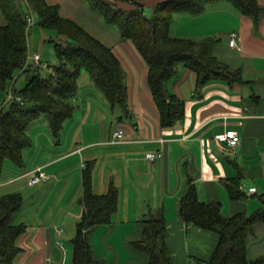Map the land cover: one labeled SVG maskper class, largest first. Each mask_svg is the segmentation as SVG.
<instances>
[{
  "label": "crops",
  "instance_id": "1",
  "mask_svg": "<svg viewBox=\"0 0 264 264\" xmlns=\"http://www.w3.org/2000/svg\"><path fill=\"white\" fill-rule=\"evenodd\" d=\"M47 1L59 4L63 16L113 49L125 71L129 113L123 115L118 106H111L84 69L72 99L73 115L65 121L59 138L53 136L46 120L40 118L29 126L31 145L23 152L25 166L11 162L6 168L5 164L0 176V197L9 192L23 196L14 218L16 224L26 225L19 239L23 252L16 263L72 264L71 240L85 212L83 172L88 165L94 193L108 192L111 184L118 189L112 222L89 231L100 264L148 263L147 255L133 242L142 236V220L151 211L163 212L171 264L209 261L220 235L184 220L181 201L190 184L201 201L218 202L225 218L241 212L250 215L264 204V16L255 26L251 17L228 0L209 1L199 14H174L171 35L219 38L213 54L239 69L245 81L229 85L215 80L199 88L196 73L181 66L168 88L185 101V114L165 127L148 84V65L133 42L122 39L119 30L85 0ZM156 1H146L145 7L154 8ZM258 2L264 5V0ZM233 32L238 34L234 46L229 43ZM119 128L125 132L121 141L113 139ZM231 129L240 135L235 147L217 138ZM149 152L159 155L151 161ZM39 168L48 177L31 183L30 172ZM235 177L244 193L238 198L231 196L228 186ZM252 187L254 192H250ZM262 254L264 222L255 226L247 241L250 258Z\"/></svg>",
  "mask_w": 264,
  "mask_h": 264
},
{
  "label": "trees",
  "instance_id": "2",
  "mask_svg": "<svg viewBox=\"0 0 264 264\" xmlns=\"http://www.w3.org/2000/svg\"><path fill=\"white\" fill-rule=\"evenodd\" d=\"M110 25L115 26L122 39L130 40L148 65V84L160 111L162 126H171L184 117L185 101L170 92L168 83L179 73L181 66L196 73L197 87L221 80L229 85L243 83L239 69L220 61L212 52L217 37L194 40L170 34L169 27L177 12L199 14L213 0H158L154 12L148 16V0H85ZM258 26L264 16V5L258 0H228ZM32 10L38 25L56 31L62 40L55 42L58 64L48 75L42 73V64L28 62L34 51L29 44L30 30L27 13ZM0 91L14 89V98L3 103L0 97V176L7 161L25 166L23 152L31 145L29 126L44 116L55 138H59L65 121L73 115L72 99L78 89L82 70H87L96 86L104 93L111 106H118L123 115L129 113L125 71L113 49L95 37L75 20L60 12V5L47 0H0ZM25 75L27 83L17 89L11 83L15 74ZM20 75V76H21ZM229 186L232 197L244 195L239 189V178ZM85 212L72 238V264H100L92 250L90 229L112 222L117 210L118 189L111 184L108 192L96 194L92 188V167L83 172ZM23 205L20 192L5 193L0 197V264H17L23 252L20 237L25 224H16L14 218ZM218 202H203L196 187H190L181 201L185 221L219 233V243L209 261L195 264H264V254L255 258L247 255V241L255 226L264 222V204L254 213L244 212L225 218ZM142 236L134 247L147 255V264H171V253L165 243L166 225L162 211L150 212L143 220Z\"/></svg>",
  "mask_w": 264,
  "mask_h": 264
},
{
  "label": "rangeland",
  "instance_id": "3",
  "mask_svg": "<svg viewBox=\"0 0 264 264\" xmlns=\"http://www.w3.org/2000/svg\"><path fill=\"white\" fill-rule=\"evenodd\" d=\"M145 12L148 16H151L154 12V8L146 7ZM34 17H35V25L30 30L29 44H30V48L32 51H39V53L41 54V57H42L41 64L43 66L42 73L44 75H48L50 72H52L51 68H53V66L58 64V59L55 53L54 44L55 42L60 41V39L62 40L63 37H59L56 31L53 29L41 28V26L38 25V17L36 13ZM0 21L3 22L1 15H0ZM18 73L19 72H17L15 76ZM26 83H27V78L23 74L18 79L17 83L15 84V87L17 89H22L26 85ZM10 86H9V89H10ZM3 96H4V92L0 91V97L2 98ZM41 119L47 121V119L44 116H42ZM9 165H11V162L7 161L6 168Z\"/></svg>",
  "mask_w": 264,
  "mask_h": 264
},
{
  "label": "built area",
  "instance_id": "4",
  "mask_svg": "<svg viewBox=\"0 0 264 264\" xmlns=\"http://www.w3.org/2000/svg\"><path fill=\"white\" fill-rule=\"evenodd\" d=\"M27 20H28V24L29 26H32L35 23V17H34V13L32 10H29V12L27 13ZM237 37L238 34L237 32H233L232 36L230 38V45L234 46L237 43ZM41 61V55L39 52H33L31 53V55L29 56L28 62L31 63H40ZM17 98L18 100H22L21 96H15L14 94V89L11 86L10 89L7 91L5 100H4V104L9 102L10 100ZM125 135V132L123 129H116L113 133V139L117 140V141H121L123 139ZM218 140L227 144L228 146L231 147H235L239 140H240V135L238 134V132L236 130H227L225 132H222L220 134H218L217 136ZM80 150L82 149V147L79 148ZM158 153H154V152H149L147 153V158L150 159L151 161L155 160L156 157L158 156ZM30 174H33L32 178H31V183H37L43 179H46L47 173L42 169H36L30 172ZM256 190L255 187L250 188V192H254Z\"/></svg>",
  "mask_w": 264,
  "mask_h": 264
}]
</instances>
